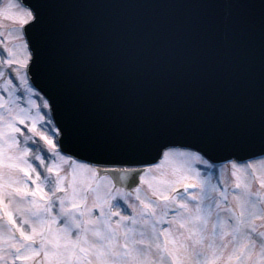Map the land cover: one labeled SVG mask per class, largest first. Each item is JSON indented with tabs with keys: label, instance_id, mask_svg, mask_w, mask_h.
<instances>
[{
	"label": "snow or ice",
	"instance_id": "1",
	"mask_svg": "<svg viewBox=\"0 0 264 264\" xmlns=\"http://www.w3.org/2000/svg\"><path fill=\"white\" fill-rule=\"evenodd\" d=\"M60 6H28L26 0L0 3V16L21 24L20 36L12 37L20 47L5 45L8 58L3 63L29 85L25 91L30 106L17 103L20 97L12 91V78L7 79V99L0 98V195L16 205L21 221L17 224L7 213L9 234L0 264L9 259L13 264H264V225L256 223L264 221V194L251 191L246 180L247 169L255 176L254 162L264 161V151L246 159L231 153L221 165L222 171L231 165V192L227 184L212 182L218 151L257 138L264 143V76L259 123L239 116L247 102L241 72L257 27L264 57V0H210L202 5L235 12L232 40L214 49L204 46L195 24L185 29L183 45L216 81L209 104L226 101L236 115L229 123L202 122L194 140L182 146L158 140L152 124L118 145L93 133L86 81L91 85L89 77L100 82L116 77L135 42L91 21L45 12ZM28 30L34 31L25 40ZM19 51L23 59H14ZM29 73L47 91L29 84ZM61 105L63 119L58 120L52 114ZM165 161L168 168L160 171ZM124 177L135 187L118 186ZM259 183L264 185V180ZM14 228L19 237L12 234Z\"/></svg>",
	"mask_w": 264,
	"mask_h": 264
},
{
	"label": "water",
	"instance_id": "2",
	"mask_svg": "<svg viewBox=\"0 0 264 264\" xmlns=\"http://www.w3.org/2000/svg\"><path fill=\"white\" fill-rule=\"evenodd\" d=\"M210 0H26L62 5L46 8L48 16L73 17L99 25L105 30L134 39L126 63L116 77L100 82L86 81L85 89L91 109L92 131L114 144L135 139L142 126L152 124L158 140L186 144L194 140L200 124L229 123L235 118L228 103L210 105L216 81L202 60L194 58L183 45L185 29L195 24L209 50L233 38L230 22L235 14L230 8H208ZM230 0H224L229 3ZM28 26L26 27V30ZM34 30L26 31L27 39ZM170 49V53L167 51ZM163 55H159L161 51ZM116 55H120L119 52ZM259 28L249 37L246 60L241 72L246 104L240 118L259 123L261 118L262 69ZM31 74V73H30ZM32 76V74H31ZM44 91L43 81L34 79ZM126 83L127 87H122ZM131 90V95L129 91ZM51 103V101H50ZM63 106L53 113L63 119ZM264 151L258 138L225 148L215 155L228 160L231 153L246 157ZM155 155V153H152ZM157 157L155 161L158 159ZM154 161V162H155ZM132 187L128 177L118 183Z\"/></svg>",
	"mask_w": 264,
	"mask_h": 264
},
{
	"label": "rangeland",
	"instance_id": "3",
	"mask_svg": "<svg viewBox=\"0 0 264 264\" xmlns=\"http://www.w3.org/2000/svg\"><path fill=\"white\" fill-rule=\"evenodd\" d=\"M0 28L3 29L5 33L6 40L10 42V48L16 49L20 47V41L18 39H12V37H17L20 36L21 34V24L19 20H14V19H9L4 16H0ZM5 39V38H4ZM24 53L22 51L16 52L14 55L15 58H20L23 59ZM6 60V57H1L0 56V69L4 71V76L0 77V98L7 99V92L3 90V85L6 83L7 79H9L8 72L11 67L5 65L3 61ZM15 66V65H13ZM12 66V67H13ZM17 67V66H15ZM12 87V86H11ZM15 88L12 87V91L15 92ZM21 96L20 94H18ZM28 93L26 92L25 98L20 97V99L17 101V103L21 104L24 107H30L26 101L28 98ZM17 96V95H16ZM32 99L36 100V97L34 94H32ZM37 103H39L37 101ZM33 114L35 113V109L32 110ZM21 127H24L21 125ZM40 129V126L38 125V130ZM31 135V133H29ZM41 140V138H40ZM34 141H38L36 139V136L34 137ZM39 142V141H38ZM40 143V142H39ZM29 146H33L34 142L29 141L28 142ZM38 163V162H37ZM169 162L165 161L164 162V168L161 169L160 171H163L168 168ZM202 167V166H200ZM254 168L256 170L255 176L253 175V170L252 169H247V176L246 180L250 183L251 186V191L257 192L259 191L261 194H264V185H261L259 183L260 180H264V161H258L254 162ZM205 173H207L209 170L205 169ZM232 169L231 165H228L226 170H223V175L226 179V183L228 185L229 192L232 190V182L235 180V177L231 175ZM157 175L159 172L156 173ZM212 182L215 183L214 177L212 174ZM31 186V185H30ZM142 190L147 191V185L142 186ZM19 199V197H17ZM229 200H232L231 195H229ZM0 255H2V250L4 249L5 243H6V236L9 234L8 230L6 228V225L9 223V218L7 213L12 214V218L16 220L17 224L20 223L21 217L18 215V213L15 212V207L16 205L9 204L7 198L2 197L0 195ZM233 206H235V201H232ZM258 226L264 225V221L262 220H257L256 221ZM260 230L264 231V227H261ZM16 237L20 236V233L18 230L15 228L13 229V233ZM7 264H13V261L11 259L8 260ZM15 264H24L22 261H15Z\"/></svg>",
	"mask_w": 264,
	"mask_h": 264
}]
</instances>
